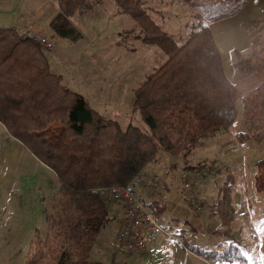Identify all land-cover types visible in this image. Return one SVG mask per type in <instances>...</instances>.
Returning a JSON list of instances; mask_svg holds the SVG:
<instances>
[{
  "label": "trees",
  "instance_id": "obj_1",
  "mask_svg": "<svg viewBox=\"0 0 264 264\" xmlns=\"http://www.w3.org/2000/svg\"><path fill=\"white\" fill-rule=\"evenodd\" d=\"M56 1L59 11L49 23L51 32L61 39L80 41L82 34L70 18L102 0ZM249 1L180 0L192 11L196 25L177 44L139 0H115L120 13L140 28L141 36L136 39L159 47L166 56L133 92V109L147 124L149 134L130 123L123 129L71 89L64 76L53 71L47 55L52 50L33 34L0 25V125L52 170L59 182L44 211L49 238L31 243L24 264H105L91 254L112 219L108 201L93 190L108 186L134 189L160 152L187 158L202 142L235 123L239 102L244 130L237 134L238 140L264 141V44L247 55L234 50L236 60L229 79L211 30L212 24L235 15ZM263 15L250 27L256 28ZM225 185L220 189L221 206L229 201L226 195L231 182ZM254 187L264 191V158L255 164ZM147 205L157 216L167 209L158 199ZM217 235L231 239L225 248L238 247L226 229ZM225 248L193 251L208 261L222 260L229 255ZM234 258L245 262L240 252Z\"/></svg>",
  "mask_w": 264,
  "mask_h": 264
},
{
  "label": "rangeland",
  "instance_id": "obj_2",
  "mask_svg": "<svg viewBox=\"0 0 264 264\" xmlns=\"http://www.w3.org/2000/svg\"><path fill=\"white\" fill-rule=\"evenodd\" d=\"M35 1L36 5L40 1H47L54 7L52 9L58 6L56 0H0V25L12 24L21 33L54 39L51 33L34 31L33 24H29L31 17H37L33 6ZM110 1L105 3L107 13H97L108 18L99 16L101 18L97 20L96 13L87 10H81L82 15L77 19V14L72 16L70 20L82 32L83 40L75 43L67 39L62 43L56 42L55 49L47 55L53 71L61 73L69 87L86 97L100 113L117 120L123 129L130 123L149 134L147 124L133 109V92L149 73L166 60V56L159 47L143 44L136 39L141 36V30L133 19L126 16L128 24H125L118 16L110 14L113 12ZM140 3L151 15L149 0H140ZM157 3L153 8L160 14L150 17L155 18L156 24L170 34L177 44L183 43L192 32L193 25H196L192 11L179 4L180 0H164L156 7ZM25 8L34 12L24 15ZM172 9L174 15L166 13ZM122 24H125L124 27ZM132 24L136 27L132 28ZM250 24L251 21H247L240 25L251 36V47L240 52L243 55L264 44V15L256 28H251ZM97 35L99 40H96ZM151 56L153 61H150ZM224 59L226 67L231 64L234 70V51L230 50L229 54L224 52ZM83 72L86 82L74 81L73 74L80 77L79 74ZM243 130L239 102L238 117L230 128L202 142L185 159L160 152L158 161L149 165L146 172L143 171L141 176L155 181L157 185H154L155 188L142 185L144 187H140L139 192L143 198L132 189L144 202L156 199L159 195L165 196L167 201L164 205L167 209L159 217L163 224L175 231L173 234L169 230L173 238L159 235L151 248L169 254L175 247L184 250H220L231 242V239L217 235L226 229L238 247L225 248L229 255L217 261L224 264H233L235 261L240 264L241 260L234 256L244 251L249 253L251 259L241 255L245 260L241 264H264V191L259 192L254 187L255 164L264 158V141L241 142L237 134ZM184 174L193 180L190 190L184 189ZM138 184L135 183V188H138ZM224 185H228L226 196L229 201L227 205L221 206L220 189ZM58 186L55 173L31 155L21 143L10 138L0 125V264H24L31 243L49 238L44 211L49 208L53 192ZM159 188L165 195L160 193ZM116 203L123 206L122 202ZM221 212L223 216H220ZM122 217L123 214L120 224ZM115 229L116 226L109 222L100 233L92 250V258L106 264H141L140 256L152 243L139 253L124 252L108 240L109 236L113 237ZM145 257L149 258V255ZM170 262H173L172 259ZM175 262L189 264L184 262L182 254Z\"/></svg>",
  "mask_w": 264,
  "mask_h": 264
},
{
  "label": "crops",
  "instance_id": "obj_3",
  "mask_svg": "<svg viewBox=\"0 0 264 264\" xmlns=\"http://www.w3.org/2000/svg\"><path fill=\"white\" fill-rule=\"evenodd\" d=\"M23 1H25V0H23ZM106 1L107 0H102V2L99 5H93L90 9H87V12H94V13H96V15H97V13H107L105 11V8H106L105 3H106ZM146 1H148V0H146ZM161 1L163 2L164 0H161ZM161 1L149 0L150 7H151V9L149 10V13H151V15H150L151 17L153 15H159L160 14V12H158L153 7L155 6L156 2L160 3ZM158 3L156 4V7L158 6ZM36 4H37V1H35L33 3L35 12L37 13V17H34V18L31 17L30 18V23H29V24H33L34 29H36L34 31H38L39 32V30H41V31H44L46 33H48V32L51 33V36H53V38H54L52 40H54L55 43L56 42L57 43H59V42L62 43V41H65L66 39H61V38H58V37L54 36L53 33L51 32L50 28H49V23L57 15V13L59 11L58 10V6H57V8L55 7V9H52L54 7L50 6L47 3V1H40L38 3V5H36ZM179 4H182V3L180 2ZM110 5L113 8V10H112L113 12L110 13V14H113L114 16H118L119 17L118 19H122L125 24H128V19L126 17L127 15L120 13V11L118 10L114 0L110 1ZM179 6H181V5H179ZM182 6L184 8H188L187 6L185 7V5H183V4H182ZM159 9H161V8H159ZM173 9L171 11L166 12V13H168L170 15H174L173 12H172V11H174ZM25 10L26 11H25L24 15L26 13L34 12V10L33 11H28L26 8H25ZM263 12H264V0H250L235 15H233L231 17H228V18H225V19H222V20H219V21H217V22H215L214 24L211 25L212 34L214 36V39H215V41L217 43V46H218V48L220 50V53H221V56H222L224 72H225L226 76L229 79H232L234 70H233L231 64L230 65L228 64V67H226L225 59H224V52H227V54H229L230 50L231 51L238 50L239 52H243L245 50H248L249 47H251V41H250V37L251 36L249 35L250 33H247L246 30L243 31L241 29L242 26L240 27V25L241 24L243 25V23H245L247 21H251V23H252ZM76 14H77L76 19L82 15V13H80V12H77ZM99 16L107 17L105 15L103 16V14L97 15L96 16L97 20H99L101 18ZM152 19L156 22L155 18H152ZM18 22H17V24H18ZM108 22H110V20H108ZM96 23H97V21H96ZM125 24H122L123 27H124ZM135 24H136V22H135ZM122 25L120 26V29L122 28ZM8 26H13V25L11 24V25H8ZM136 26H137V24H136ZM136 26H134V24H132L131 27L133 28V27H136ZM13 27H15V26H13ZM81 34H82V32H81ZM82 38H83V34H82ZM99 39H100V37L97 35L96 36V40H99ZM82 40L83 39H81L80 41H82ZM57 43H56V45H57ZM86 44H88V43H86ZM150 46H152V45H150ZM155 54L157 55V52H154V55ZM149 58H150V61L151 60L153 61L152 56L149 57ZM69 62L70 61H68V63ZM136 65H137L136 62H134V67H136ZM79 75H80V77H77L76 74H73V76L75 78L74 81L85 83L86 82V81H84V80H86L85 72H83L82 74H79ZM140 187H144V186H142L141 184H138V188H134L138 192L139 195H140V192H139ZM159 190H160V188H159ZM160 193L162 195H165V194L162 193V190H160ZM140 196L142 197V195H140ZM159 196H161V195H159ZM148 198H149V196H148ZM158 198L159 197H156V199H158ZM153 199H155V198H153ZM153 199H150V200H148L146 202L149 203ZM122 213H123V206H121L120 204L110 200L109 201V215H110V218L112 219V223L114 224V226H116V229H115L113 237L111 238L109 236V238H108V240L111 243L113 242V238H114V236H115V234H116V232H117V230L119 228L120 216L122 215ZM117 215H118V217H117ZM155 241L156 240L151 242L152 244L150 243L151 245L149 246L147 251L142 253V255L140 256L141 264H180L178 262H175L176 258L179 256V254H182L184 262L185 263L189 262V264H224L222 261H217V260L213 261L214 263H212V262L208 261L206 258L201 257L200 255H198L195 251H193V249L184 250V249H182L180 247L179 248L175 247V248H173L174 250L170 254L168 252H166L167 253L166 254L164 252V250H155V249L151 248V246L155 243ZM200 249H202V248H200ZM204 249H206V248H204ZM206 250H212V249H206ZM178 251H180V253H178ZM187 251H189V253ZM196 251H199V250H196ZM191 252L193 254H195L196 256L195 255H191L192 254ZM147 254L149 255V258L145 257ZM158 256H160L159 259L156 258V261L153 260V258L158 257ZM165 259H166V262H165ZM171 259H172L173 262H170ZM154 262H156V263H154Z\"/></svg>",
  "mask_w": 264,
  "mask_h": 264
},
{
  "label": "built area",
  "instance_id": "obj_4",
  "mask_svg": "<svg viewBox=\"0 0 264 264\" xmlns=\"http://www.w3.org/2000/svg\"><path fill=\"white\" fill-rule=\"evenodd\" d=\"M31 34V33H30ZM40 42L50 50L55 49V41L33 34ZM184 189L192 188L193 180L188 174L183 175ZM139 183L150 187L154 184L147 177H139ZM148 183V184H147ZM94 193L105 201L122 202L123 217L119 231L114 236V245L124 252L139 253L143 251L159 235L173 238L171 232L166 229L159 216L152 213L147 203L141 200L137 193L130 186H108L93 190ZM158 200L164 204L167 201L165 196H159Z\"/></svg>",
  "mask_w": 264,
  "mask_h": 264
},
{
  "label": "snow or ice",
  "instance_id": "obj_5",
  "mask_svg": "<svg viewBox=\"0 0 264 264\" xmlns=\"http://www.w3.org/2000/svg\"><path fill=\"white\" fill-rule=\"evenodd\" d=\"M240 254L243 255L245 258H247V259H249V260L251 259L250 256H249V253H248V252H244V251H242ZM233 264H236V262L233 261Z\"/></svg>",
  "mask_w": 264,
  "mask_h": 264
}]
</instances>
